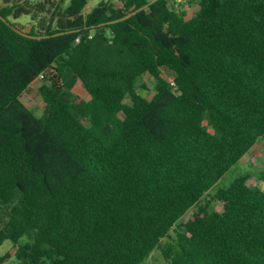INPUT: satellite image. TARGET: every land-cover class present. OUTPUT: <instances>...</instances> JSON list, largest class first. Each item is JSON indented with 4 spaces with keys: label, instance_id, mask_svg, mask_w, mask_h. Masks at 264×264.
Here are the masks:
<instances>
[{
    "label": "trees",
    "instance_id": "obj_1",
    "mask_svg": "<svg viewBox=\"0 0 264 264\" xmlns=\"http://www.w3.org/2000/svg\"><path fill=\"white\" fill-rule=\"evenodd\" d=\"M91 1L0 6V244L17 264H144L176 227L170 264H264V164L262 184L219 186L264 138V0H192L191 17Z\"/></svg>",
    "mask_w": 264,
    "mask_h": 264
},
{
    "label": "rangeland",
    "instance_id": "obj_2",
    "mask_svg": "<svg viewBox=\"0 0 264 264\" xmlns=\"http://www.w3.org/2000/svg\"><path fill=\"white\" fill-rule=\"evenodd\" d=\"M98 1L100 0H92L86 7V11L90 10V8ZM113 2L118 6H122L121 0H113ZM2 4L3 0H0V6ZM197 8V2H192L191 6L188 7V15H193ZM14 22L22 31H29L31 20L27 15H23L21 18L14 20ZM163 72L167 77L171 76V72H169V70L164 69ZM42 82L43 81L41 79L36 80L23 94V100L25 101V103L30 106L38 115L42 113L44 107L43 97L39 92V87L41 86ZM154 88L155 79L150 74L146 73L142 77H140L139 92H141L144 96L151 98L154 94ZM73 90L76 95H81L85 92V88L80 81H78V83L74 86ZM263 164L264 138H261L254 146L250 154H248L245 162L241 164L238 163L233 166L219 181V186L229 185L235 177L246 171L251 173V177L248 180V183L251 186H255L258 182L262 184L256 175V171L259 167L263 166ZM213 207H215L216 209H222L221 203L218 202H215L213 204ZM192 211L193 209H191V212ZM188 216V214L185 215L181 221L187 220ZM172 243H176V227H174V229L171 231L169 237L162 239L161 247L156 248L144 264H170V260L164 254V249ZM15 251L16 247L10 241H5L3 244H0V256L6 253L9 255V257H7L1 264H17Z\"/></svg>",
    "mask_w": 264,
    "mask_h": 264
},
{
    "label": "crops",
    "instance_id": "obj_3",
    "mask_svg": "<svg viewBox=\"0 0 264 264\" xmlns=\"http://www.w3.org/2000/svg\"><path fill=\"white\" fill-rule=\"evenodd\" d=\"M191 4H192V3H191ZM191 4H190V3H186V4H183V5H182V8L186 10L187 15L189 14V13H188V7H190ZM197 9H198V8H197ZM196 11H197V10H196ZM196 11H195V12H196ZM195 12H194V14H195ZM194 14H193V15H194ZM193 15H191V16H193ZM191 16L188 15V17H191ZM15 20H16V19H15ZM32 24H33V21L31 20L30 28H31ZM34 82H35V81H34ZM34 82H33V83H34ZM253 148H254V147H253ZM253 148H252V149H253ZM252 149H251L247 154H245V155L241 158V160H240V162H239L240 164L243 163V162H245L246 157L248 156V154H250V152L252 151Z\"/></svg>",
    "mask_w": 264,
    "mask_h": 264
},
{
    "label": "built area",
    "instance_id": "obj_4",
    "mask_svg": "<svg viewBox=\"0 0 264 264\" xmlns=\"http://www.w3.org/2000/svg\"><path fill=\"white\" fill-rule=\"evenodd\" d=\"M192 0H170V5L174 6L176 9H183L182 5L190 2Z\"/></svg>",
    "mask_w": 264,
    "mask_h": 264
}]
</instances>
